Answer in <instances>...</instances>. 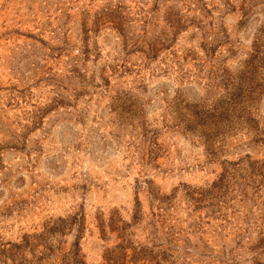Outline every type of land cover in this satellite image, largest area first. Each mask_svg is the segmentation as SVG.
Returning <instances> with one entry per match:
<instances>
[{"label":"rangeland","instance_id":"1","mask_svg":"<svg viewBox=\"0 0 264 264\" xmlns=\"http://www.w3.org/2000/svg\"><path fill=\"white\" fill-rule=\"evenodd\" d=\"M0 264H264V0H0Z\"/></svg>","mask_w":264,"mask_h":264}]
</instances>
